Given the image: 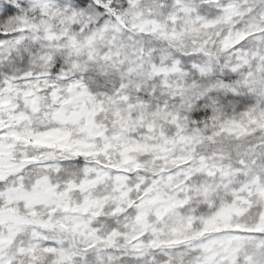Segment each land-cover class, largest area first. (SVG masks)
<instances>
[{"label":"snow or ice","instance_id":"1","mask_svg":"<svg viewBox=\"0 0 264 264\" xmlns=\"http://www.w3.org/2000/svg\"><path fill=\"white\" fill-rule=\"evenodd\" d=\"M122 33L187 43L216 78L148 112L123 78L64 70L67 50L115 71ZM28 41L54 46L50 74L18 70ZM117 247L264 264V0H0V264H110L98 250Z\"/></svg>","mask_w":264,"mask_h":264},{"label":"clouds","instance_id":"2","mask_svg":"<svg viewBox=\"0 0 264 264\" xmlns=\"http://www.w3.org/2000/svg\"><path fill=\"white\" fill-rule=\"evenodd\" d=\"M150 4L151 0H147ZM169 11L175 7V0H159ZM197 8L200 6V0H191ZM156 18L166 19L161 7H155ZM131 36V39H129ZM121 39L128 46L124 52L126 63L120 65L115 71L110 64L102 60L88 62L86 55L77 57L65 50L59 53L63 68L66 72L73 73L72 63H87L88 69L93 73V79L101 77V87L105 84L114 83L111 77L115 75L116 79L123 78V83L127 86V92L133 101L139 97L144 104V110L151 112L157 108L163 109L165 105H178L181 93L194 95L197 91L196 86H204L209 80L216 78V73L212 71L201 72V67L207 65V58L201 57L197 60H189L187 63L184 57L191 55V46L189 44H173L158 37L139 33H122ZM21 52L17 54V68L23 72L36 75L50 74L54 63L42 60L41 57L57 54L54 46L50 47L47 43H41L40 47H34L32 41L24 43ZM103 51V49H101ZM155 68H163L165 71L158 72ZM129 68H133L131 73ZM175 69V70H173ZM80 75V73H73ZM166 82V83H165ZM146 98V99H145ZM203 107V106H201ZM98 254L107 258L113 256L115 259L110 264H136L132 259V254L123 250L121 247L115 249H99Z\"/></svg>","mask_w":264,"mask_h":264}]
</instances>
